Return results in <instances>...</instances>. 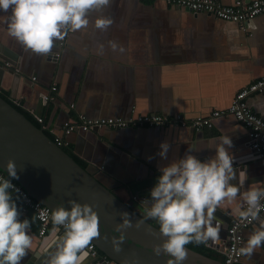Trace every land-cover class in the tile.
<instances>
[{"label": "crops", "instance_id": "1", "mask_svg": "<svg viewBox=\"0 0 264 264\" xmlns=\"http://www.w3.org/2000/svg\"><path fill=\"white\" fill-rule=\"evenodd\" d=\"M214 1L231 6L238 0ZM10 15V10L0 11V58L5 68L13 70V74L1 70L0 95L33 117H42L47 129L59 134L65 122L79 115L125 121L145 115L209 117L228 108L240 89L264 76L263 16L238 24L162 0H112L103 12L89 13L86 28L68 31L62 47L61 40L56 41L51 52L42 55L26 51L8 35L6 16ZM101 15L113 20L107 31L94 26ZM109 41H116L123 53H114ZM99 44L105 46L103 55H97ZM46 95L51 99L44 101ZM247 103L264 120V94L250 95ZM211 123V127L198 131L171 122L152 127L101 128L72 133L66 141L77 158L116 195L147 216L148 205L143 201L151 203L150 191L161 175L160 168L182 159L185 153L205 162L215 156L219 138L229 136L236 170V179L230 183L239 186L240 195L231 203H222L219 211L223 218L234 220L238 207L245 204L243 194L254 183L264 187V164L258 154L251 153L245 127L232 116L212 117ZM165 141L170 149L168 158L162 159L157 153ZM241 171H246V180L239 177ZM10 193L19 209L18 195ZM23 219L30 220L33 238L32 248L21 261L28 264L39 242L47 249L60 235L58 231L53 234L51 227L46 235L39 236L32 211L22 214ZM261 220L264 215L242 230L244 244ZM227 228L221 230L217 248L211 240L204 245L223 255ZM242 261L264 264V246L251 257L243 256ZM93 262L88 255L83 264Z\"/></svg>", "mask_w": 264, "mask_h": 264}, {"label": "clouds", "instance_id": "2", "mask_svg": "<svg viewBox=\"0 0 264 264\" xmlns=\"http://www.w3.org/2000/svg\"><path fill=\"white\" fill-rule=\"evenodd\" d=\"M111 2L112 0H0V11H11V15L6 16L9 36L26 51L46 55L51 52L56 41L65 38L68 31L76 32L86 28L90 12H103ZM112 23L110 17L101 15L94 21V26L97 30L107 31ZM108 46L114 53L124 51L116 41H109ZM104 47L103 44L97 46V55L104 54ZM232 146L229 136H221L215 148V156L207 161L201 162L195 156L185 153L182 159L159 169L161 175L150 191L151 203H143L148 205L147 217L158 221L160 232L166 238L153 251L157 256L161 252L168 255L170 259L167 264H183L188 256L185 246L193 241L204 243L220 239L221 226L214 224V214L222 203H231L240 195L239 186L230 183L236 179L234 156L230 155ZM159 147L157 155L167 159L170 144L165 141ZM6 168L11 178H17L14 161L9 160ZM239 177L246 180V171H241ZM259 184L261 183H254L243 194L247 207L237 209L238 216L243 221L260 220V211L264 208V187L256 186ZM13 188L11 180L0 178V264H21L33 246V238L29 234L30 220L20 219L17 203L9 191ZM68 203L70 210L58 205L52 211L53 234L58 231L59 226L64 227V234L58 238L56 250L48 256L46 264H83L89 255L86 249L99 235V218L93 207L74 200ZM42 215L46 218V213ZM130 226L125 220L119 227ZM122 242L123 237L113 240L114 251L121 250ZM262 246L264 220L260 221L256 231L249 234L238 253L251 257Z\"/></svg>", "mask_w": 264, "mask_h": 264}, {"label": "water", "instance_id": "3", "mask_svg": "<svg viewBox=\"0 0 264 264\" xmlns=\"http://www.w3.org/2000/svg\"><path fill=\"white\" fill-rule=\"evenodd\" d=\"M2 69L13 74L12 68H5L4 61L0 58V72ZM9 160L14 161L16 165L17 178H11L7 172L6 165ZM0 170L19 184L34 200L51 211L58 205L70 210V200L92 206L99 218V235L91 243L113 264H167L170 259L163 252L159 256L154 254L153 249L166 239L156 221L139 214L131 202H126L116 195L89 166L81 167L41 128L34 126L1 96ZM220 208L219 206L214 214V221L222 230L227 228L233 219L223 218ZM237 217L239 216L236 215L235 218ZM125 220L131 226L119 227ZM120 237H123L121 250L116 252L112 242ZM58 242L47 249L39 242L28 264H46L48 256L55 252ZM213 243L214 248H217V243ZM186 250L188 256L183 264H222L188 247Z\"/></svg>", "mask_w": 264, "mask_h": 264}, {"label": "built area", "instance_id": "4", "mask_svg": "<svg viewBox=\"0 0 264 264\" xmlns=\"http://www.w3.org/2000/svg\"><path fill=\"white\" fill-rule=\"evenodd\" d=\"M167 4H173L185 9H188L194 13H205L213 16L217 19L242 24L249 20L254 19L257 16L264 17V0H253L244 2L241 0L235 1L231 6L222 5L214 0H162ZM64 39L60 41L59 45L62 47ZM58 57V54L57 56ZM35 80V78H32ZM56 87H51V91L54 92ZM264 94V76L256 79L246 87L240 89L234 96L228 108L221 111L212 112L209 117H195L193 119H186L180 115H175L171 119L158 116V115H145L143 117L135 118L134 120L125 121L120 118H86L82 115L76 116L75 119L69 120L64 123L62 130L59 133H55L53 130H48L44 124L42 117L34 116V119L42 125V130L49 131L54 137V143L62 148L69 144L66 141V137L75 132H89L94 129L111 128L122 129L130 125L132 126H162L165 123L171 122L177 124L180 127H188L193 130H201L203 127H211V118L219 116H232L237 122L241 123L246 131L249 141L250 149L259 155L264 164V120L258 117L247 103V98L250 95H262ZM44 101L51 99V96L46 95L43 97ZM0 178L5 180H11L14 185L13 191L18 195L20 219L21 215L28 211H32L35 219L38 222V235L44 236L49 229L53 226L51 216L52 211L47 206L34 200L19 184L9 178L0 170ZM18 190V191H17ZM264 203V201H262ZM246 203L243 208H246ZM46 213V218L42 215ZM264 215V208L260 211V216ZM254 221H243L239 217L235 218L227 228L226 237V249L223 253L224 264H244L242 259L243 255L238 253V249L243 247L242 230L248 228ZM60 237L64 234V227L59 226L58 229ZM89 252V256L94 259L95 264H113L111 260L106 258L103 254H99V250L93 243H90L86 249Z\"/></svg>", "mask_w": 264, "mask_h": 264}, {"label": "trees", "instance_id": "5", "mask_svg": "<svg viewBox=\"0 0 264 264\" xmlns=\"http://www.w3.org/2000/svg\"><path fill=\"white\" fill-rule=\"evenodd\" d=\"M3 99L9 101V103L18 111L20 112L22 115L25 116V118L27 120H29L34 126H36L37 128H41L42 129V125L39 124L35 119L34 117L29 114L28 112H26L23 108H21L19 105H16L14 104L12 101L8 100L4 95H0ZM45 132V134L51 139L54 141V137L49 133L47 132L46 130H43ZM62 149L64 150V152L69 155L70 157H72L81 167H86L85 164L79 160L77 158V156L75 155V153L73 152V149L71 146H66V147H62ZM158 223V222H157ZM158 228H159V223H158ZM160 230V229H159ZM186 247H188L189 249L201 254V255H204L210 259H213V260H216V261H219L220 263H224V257L223 255H220V254H217L215 252H213L212 250H210L209 248H207L204 243H196L195 241H193L192 243H189L188 245H186ZM99 254L102 255V253L100 251H98Z\"/></svg>", "mask_w": 264, "mask_h": 264}]
</instances>
